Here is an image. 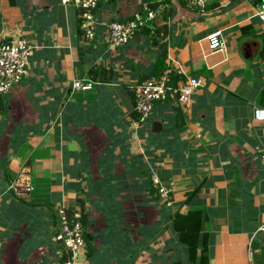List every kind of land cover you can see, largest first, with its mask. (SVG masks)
Here are the masks:
<instances>
[{
    "label": "crops",
    "instance_id": "crops-1",
    "mask_svg": "<svg viewBox=\"0 0 264 264\" xmlns=\"http://www.w3.org/2000/svg\"><path fill=\"white\" fill-rule=\"evenodd\" d=\"M260 2L208 0L219 7L207 11L169 0L151 28L112 49L108 24L131 18L140 0L101 2L93 42L83 40L80 11L61 0H0V44L22 36L32 47L29 75L3 97L0 162L16 180L0 196V264H56L64 252L58 211L81 212L78 199L92 245L80 264H193L172 225L177 211L195 207L210 264H264ZM217 31L226 52L209 49ZM163 52L179 82L193 76L209 86L190 107L160 102L141 122L133 92L160 74ZM78 81L93 87L75 90ZM18 137L23 144L11 150ZM151 174L171 189V206L148 191ZM103 188L118 190L89 192Z\"/></svg>",
    "mask_w": 264,
    "mask_h": 264
},
{
    "label": "built area",
    "instance_id": "built-area-1",
    "mask_svg": "<svg viewBox=\"0 0 264 264\" xmlns=\"http://www.w3.org/2000/svg\"><path fill=\"white\" fill-rule=\"evenodd\" d=\"M109 0H61L65 6H74L80 11L81 30L83 40L93 42L96 37L98 19L96 11L101 2ZM142 9L136 12L131 18L116 20L108 24L107 39L112 49L122 48L131 43L134 38L162 17L165 6L169 0H140ZM187 3L190 7L204 8L208 0H177ZM157 3L158 8L154 9L151 4ZM256 15L262 20V31L264 33V0L256 8ZM209 49L213 52H226L227 42L222 32L217 31L209 34L206 38ZM32 47L29 40L22 36L12 38L8 42L0 44V97L9 94L16 86L20 85L29 75L30 57ZM175 72L166 69L159 76H152L141 85L135 87V109L140 114L141 122H145L152 114L154 106L158 102L167 100L174 101L183 107H190L193 103L194 94L206 89L209 83L203 78L189 77L187 80L172 85V76ZM75 90L89 91L93 83L75 82ZM256 119L264 121V109L256 110ZM257 154L264 162V148H256ZM155 196L164 201L167 207L172 205L171 189L162 184L157 176L153 177ZM31 193L33 187H26ZM60 218V229L56 239L63 245V257L56 264H80L82 256L87 249L86 227L83 224L81 212H75L69 216L67 208L61 207L58 211ZM264 230V227L261 228Z\"/></svg>",
    "mask_w": 264,
    "mask_h": 264
},
{
    "label": "trees",
    "instance_id": "trees-1",
    "mask_svg": "<svg viewBox=\"0 0 264 264\" xmlns=\"http://www.w3.org/2000/svg\"><path fill=\"white\" fill-rule=\"evenodd\" d=\"M218 6L217 4H212V5H207L205 7V10L209 11L214 9V7ZM151 7L156 9L159 7V5L157 3H153L151 4ZM219 7V6H218ZM167 59V54L166 52H163L160 56V61L158 60L157 62V67H156V72H164L167 68L165 61ZM94 77L96 76V73L98 72H92ZM159 73L156 76L160 75ZM180 80V77L176 76L175 74H173L172 76V85H176ZM133 96H134V92H133ZM4 97V96H3ZM3 97H0V118H2L7 111L9 110L10 106H8L5 103V100ZM134 102H135V97H134ZM165 102H174L171 100H167ZM160 103V102H158ZM157 104V103H156ZM155 104V105H156ZM136 105V104H135ZM137 112V111H136ZM141 116H137L135 119H140ZM4 118L1 119L0 121V125L1 122H3L4 126ZM5 128V127H4ZM4 128L1 127L0 130L4 131ZM24 140H22L21 137L15 138V140L13 142H11L10 145V149L13 150L15 148L18 149L22 144H23ZM4 162H0V169L4 167ZM102 167V164H101ZM105 168V167H104ZM2 170V169H1ZM105 174V173H103ZM109 175L112 174H108L107 177ZM16 175L9 171L7 168H5V170L3 169L2 172L0 171V196L3 195V193L7 190H9V188L15 183L16 180ZM153 174H151L149 176V185L148 186V191L150 192V194H154L155 190L153 188V180H152ZM116 188H111V189H99V190H89L90 193H96L98 192L99 195H103L106 193L112 194L111 196L114 195V192H116ZM199 189L195 190L192 194L189 195L188 199H191L194 197V195L196 194V192L198 193ZM100 198V196H99ZM188 201V200H187ZM77 203L79 204L80 207V211L83 213V224L87 225V214L85 213V206H86V202L82 199H78ZM93 204V203H92ZM100 206V205H99ZM98 210L101 211L104 214H107L106 212H103L101 209ZM74 208H71L68 211V214L70 217H72V215H74ZM203 211L201 208H193L191 209L187 214H182L179 211H177L174 215L173 218V225L172 228L176 231V233L179 235V240L187 247L188 249V254H189V261L190 263L193 264H210L211 263V258L210 255L207 254V249H208V235L207 234H203ZM86 240H87V248H89L90 250H92V245L90 244V235H88L86 233L85 236ZM199 251L201 252V256L199 257L198 253ZM199 261V262H198ZM132 264H137L136 262H133Z\"/></svg>",
    "mask_w": 264,
    "mask_h": 264
},
{
    "label": "water",
    "instance_id": "water-1",
    "mask_svg": "<svg viewBox=\"0 0 264 264\" xmlns=\"http://www.w3.org/2000/svg\"><path fill=\"white\" fill-rule=\"evenodd\" d=\"M156 127H157V124H154V125H153V129H155ZM177 260H178L177 257H174V258H173V261H174V262L177 261Z\"/></svg>",
    "mask_w": 264,
    "mask_h": 264
},
{
    "label": "rangeland",
    "instance_id": "rangeland-1",
    "mask_svg": "<svg viewBox=\"0 0 264 264\" xmlns=\"http://www.w3.org/2000/svg\"><path fill=\"white\" fill-rule=\"evenodd\" d=\"M155 190V189H154ZM160 200H162V199H160ZM166 205V204H165Z\"/></svg>",
    "mask_w": 264,
    "mask_h": 264
}]
</instances>
